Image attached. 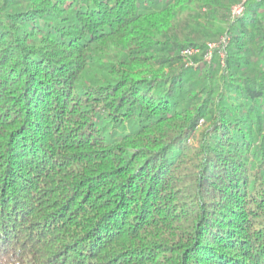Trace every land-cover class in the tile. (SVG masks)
<instances>
[{
  "label": "trees",
  "instance_id": "trees-1",
  "mask_svg": "<svg viewBox=\"0 0 264 264\" xmlns=\"http://www.w3.org/2000/svg\"><path fill=\"white\" fill-rule=\"evenodd\" d=\"M0 264H264V0H0Z\"/></svg>",
  "mask_w": 264,
  "mask_h": 264
},
{
  "label": "built area",
  "instance_id": "built-area-1",
  "mask_svg": "<svg viewBox=\"0 0 264 264\" xmlns=\"http://www.w3.org/2000/svg\"><path fill=\"white\" fill-rule=\"evenodd\" d=\"M238 9V12H234V13H239L242 8L241 7H237ZM226 42V38H222L221 39V42L220 43H215V42H211L209 43V51L208 53L206 54L205 58L207 60H210L211 59V56H212V49L215 48L217 45H220V44H224ZM199 52V48H196V47H187L185 48L183 51H182V54L185 56L186 59L190 60V58L194 55V54H197ZM191 63V61H190Z\"/></svg>",
  "mask_w": 264,
  "mask_h": 264
},
{
  "label": "rangeland",
  "instance_id": "rangeland-1",
  "mask_svg": "<svg viewBox=\"0 0 264 264\" xmlns=\"http://www.w3.org/2000/svg\"><path fill=\"white\" fill-rule=\"evenodd\" d=\"M233 12H238L237 7H233Z\"/></svg>",
  "mask_w": 264,
  "mask_h": 264
}]
</instances>
